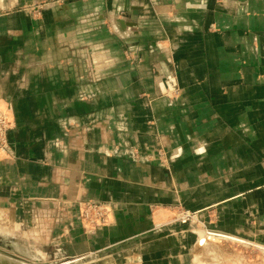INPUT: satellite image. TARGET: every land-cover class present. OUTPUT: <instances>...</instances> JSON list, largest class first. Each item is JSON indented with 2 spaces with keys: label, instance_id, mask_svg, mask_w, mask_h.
Returning <instances> with one entry per match:
<instances>
[{
  "label": "crops",
  "instance_id": "crops-1",
  "mask_svg": "<svg viewBox=\"0 0 264 264\" xmlns=\"http://www.w3.org/2000/svg\"><path fill=\"white\" fill-rule=\"evenodd\" d=\"M42 1L0 0L2 209L57 241L76 201L106 199L110 243L179 203L264 247V0ZM159 145L170 170L144 160ZM238 255L220 264H251Z\"/></svg>",
  "mask_w": 264,
  "mask_h": 264
},
{
  "label": "rangeland",
  "instance_id": "rangeland-1",
  "mask_svg": "<svg viewBox=\"0 0 264 264\" xmlns=\"http://www.w3.org/2000/svg\"><path fill=\"white\" fill-rule=\"evenodd\" d=\"M66 1L69 0H46L37 5L43 7L48 3ZM106 28L111 30L109 23ZM133 53L125 52L129 59H135ZM177 92H168V96L176 97L174 94L177 95ZM0 119L4 121L0 120V150H7L9 132L15 125L10 106L0 105ZM135 157L141 160L137 152ZM144 160H157L165 169H171V154L162 145L157 147L154 155H146ZM2 208L0 206V248L6 253L25 258L29 264H220L226 255L236 261L240 257L238 252L243 254L241 257L245 258V262L264 264V247L254 248L236 235L222 232L216 227L215 217L206 221L201 211L187 209L179 203L162 206L150 204V223L138 219V224L133 222L132 231L126 225L123 228L118 226L111 234L114 240L110 243H103L107 241L105 234H102V240L95 242L99 230L119 222L113 203L106 199L76 201L73 217L76 225L71 227V232L66 231V227L61 228L64 232L60 237L56 235L57 241L45 240L47 234L44 227H38L40 232H37L38 229L30 226L29 223L40 221V218L28 214L17 219L13 210L5 211ZM159 209L165 211L161 219L157 218ZM23 219L24 233H21L14 223H20ZM177 236L184 241L185 248L181 252L174 244ZM14 244L20 251L13 248ZM19 263L28 264L23 261Z\"/></svg>",
  "mask_w": 264,
  "mask_h": 264
},
{
  "label": "bare ground",
  "instance_id": "bare-ground-1",
  "mask_svg": "<svg viewBox=\"0 0 264 264\" xmlns=\"http://www.w3.org/2000/svg\"><path fill=\"white\" fill-rule=\"evenodd\" d=\"M13 248L15 249V250H18V251H20V249L14 244L13 245ZM5 259H8V261H7V263L8 264H20L19 262L20 261H23V262H26V263H30V262H27V261H25V260H23V259H25V258H23L22 259V257L21 256H18V258H11V257H5V256H3L2 254H0V264H6L5 262L6 261H4ZM33 264V263H32ZM39 264H42V263H39ZM43 264H50V263H43Z\"/></svg>",
  "mask_w": 264,
  "mask_h": 264
},
{
  "label": "water",
  "instance_id": "water-1",
  "mask_svg": "<svg viewBox=\"0 0 264 264\" xmlns=\"http://www.w3.org/2000/svg\"><path fill=\"white\" fill-rule=\"evenodd\" d=\"M13 246V245H12ZM0 254H2L3 256H5V257H11V258H18V255H16V254H10V253H6L4 250H2L1 248H0ZM23 259V258H22ZM24 260V259H23ZM4 261H6L5 263L6 264H8L7 263V261H8V259H5Z\"/></svg>",
  "mask_w": 264,
  "mask_h": 264
},
{
  "label": "built area",
  "instance_id": "built-area-1",
  "mask_svg": "<svg viewBox=\"0 0 264 264\" xmlns=\"http://www.w3.org/2000/svg\"><path fill=\"white\" fill-rule=\"evenodd\" d=\"M5 118V117H4ZM1 120V122H3L4 123V121L2 120V119H0Z\"/></svg>",
  "mask_w": 264,
  "mask_h": 264
}]
</instances>
